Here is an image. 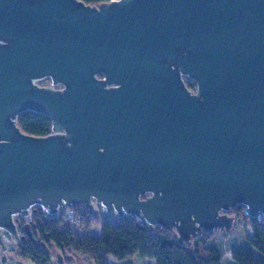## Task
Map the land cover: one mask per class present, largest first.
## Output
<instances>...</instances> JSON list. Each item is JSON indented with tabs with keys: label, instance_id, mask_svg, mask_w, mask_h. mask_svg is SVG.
<instances>
[{
	"label": "water",
	"instance_id": "obj_1",
	"mask_svg": "<svg viewBox=\"0 0 264 264\" xmlns=\"http://www.w3.org/2000/svg\"><path fill=\"white\" fill-rule=\"evenodd\" d=\"M94 203L190 245L237 204L264 215V0H0L2 240L36 205Z\"/></svg>",
	"mask_w": 264,
	"mask_h": 264
},
{
	"label": "trees",
	"instance_id": "obj_2",
	"mask_svg": "<svg viewBox=\"0 0 264 264\" xmlns=\"http://www.w3.org/2000/svg\"><path fill=\"white\" fill-rule=\"evenodd\" d=\"M83 1L98 4L105 0ZM186 83L196 89L194 80L186 77ZM17 122L24 132L33 135H46L52 128L47 114L33 110L22 112ZM94 206L97 209L72 205L74 215L67 218L64 209L51 215L36 205L28 217L16 218L19 240L8 244L0 234L1 250L3 254L33 264H54L57 252L71 253L77 259L86 257L92 264H134L133 257L154 258L156 264H222L224 251L218 244H212L211 238L218 230L232 231L237 220L243 218L252 225L249 240L261 254L257 255L250 246L233 247L230 264H264V219L247 215L244 204H237L228 211L235 217L231 229L201 230L191 245L187 241L179 242L172 230L152 226L131 215L109 217L102 212L100 204L94 203ZM91 228H98L99 235H90ZM108 255H113L117 262H109Z\"/></svg>",
	"mask_w": 264,
	"mask_h": 264
},
{
	"label": "rangeland",
	"instance_id": "obj_3",
	"mask_svg": "<svg viewBox=\"0 0 264 264\" xmlns=\"http://www.w3.org/2000/svg\"><path fill=\"white\" fill-rule=\"evenodd\" d=\"M39 83L43 85H48L51 83V80L49 78H45V79L40 80ZM94 208L97 209L96 206H94ZM252 232H253L252 225L248 221H245L243 218H239L237 220L236 227L232 229V231L230 232L228 231V233H226V231L221 229L214 233L213 237L211 238L212 244H218L220 247H222L224 251V258H223L222 264H230L233 262L230 256L231 249L233 247L250 246L257 255L261 254V252L257 248L252 246L250 243L249 236H252ZM88 233L92 236L99 235V229L91 228L88 230ZM10 247L11 246L7 245L8 249H10ZM6 255L10 256L8 253ZM65 260L66 259L64 258V261ZM108 260L111 263L117 262L113 255H108ZM78 262H79L78 264H92V262L88 258L83 257V256H79ZM133 262L134 264H156L154 258L139 259L137 257H133ZM8 264H12V263H8Z\"/></svg>",
	"mask_w": 264,
	"mask_h": 264
},
{
	"label": "built area",
	"instance_id": "obj_4",
	"mask_svg": "<svg viewBox=\"0 0 264 264\" xmlns=\"http://www.w3.org/2000/svg\"><path fill=\"white\" fill-rule=\"evenodd\" d=\"M64 211H65L67 218L72 217L74 215V209H72L71 206H65ZM256 218H258L260 220L264 219V215H259Z\"/></svg>",
	"mask_w": 264,
	"mask_h": 264
},
{
	"label": "flooded vegetation",
	"instance_id": "obj_5",
	"mask_svg": "<svg viewBox=\"0 0 264 264\" xmlns=\"http://www.w3.org/2000/svg\"><path fill=\"white\" fill-rule=\"evenodd\" d=\"M62 209H64V207H63ZM62 209H61V210H62ZM61 210H60V211H61ZM5 255H6V254H5ZM7 264H8V263H7ZM62 264H71V263H69L67 260H65Z\"/></svg>",
	"mask_w": 264,
	"mask_h": 264
}]
</instances>
